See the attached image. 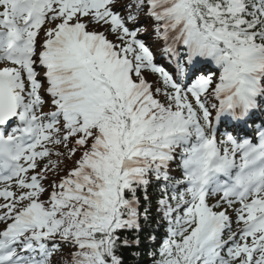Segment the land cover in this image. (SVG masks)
Masks as SVG:
<instances>
[{"label": "snow or ice", "instance_id": "1", "mask_svg": "<svg viewBox=\"0 0 264 264\" xmlns=\"http://www.w3.org/2000/svg\"><path fill=\"white\" fill-rule=\"evenodd\" d=\"M153 184V264H264V0H0V264H124Z\"/></svg>", "mask_w": 264, "mask_h": 264}, {"label": "trees", "instance_id": "2", "mask_svg": "<svg viewBox=\"0 0 264 264\" xmlns=\"http://www.w3.org/2000/svg\"><path fill=\"white\" fill-rule=\"evenodd\" d=\"M68 164L70 165L71 162L69 161ZM147 194L150 198V203L144 201L143 191L139 193L141 198L140 211L143 212L144 207H150V218L148 221H144L143 219L140 221L142 226V231L138 234L140 244L138 246L133 244L130 247H126L121 250L124 264H153V258L149 256V252L157 250L160 247L162 240L165 238L166 223L161 220L160 215L156 212V201L160 196L157 186L155 184L150 185L147 190ZM158 221L163 226L158 227ZM122 235L128 236L129 239H133L137 233L134 231L124 232ZM150 235H155L156 239L154 241H150L148 239Z\"/></svg>", "mask_w": 264, "mask_h": 264}, {"label": "rangeland", "instance_id": "3", "mask_svg": "<svg viewBox=\"0 0 264 264\" xmlns=\"http://www.w3.org/2000/svg\"><path fill=\"white\" fill-rule=\"evenodd\" d=\"M111 38V37H110ZM150 79V77H149ZM69 247L70 246H66L64 248H62V250L60 251V253L64 256V255H67L68 251H69Z\"/></svg>", "mask_w": 264, "mask_h": 264}]
</instances>
